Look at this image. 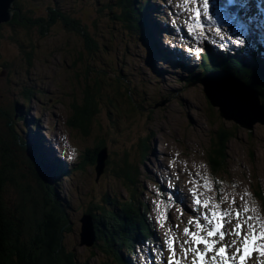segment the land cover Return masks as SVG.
<instances>
[{
  "label": "rangeland",
  "instance_id": "rangeland-1",
  "mask_svg": "<svg viewBox=\"0 0 264 264\" xmlns=\"http://www.w3.org/2000/svg\"><path fill=\"white\" fill-rule=\"evenodd\" d=\"M150 1L155 5L167 2V0ZM97 2L98 6L96 7ZM21 4H24L23 6L26 10H28L26 7L37 8L35 12L38 14L41 13L42 9L45 10L54 5H59L60 8L62 7V9L58 8L59 10L65 11L68 16L74 17V19L83 23L89 22V20L94 23V19L99 18L100 22H102V26L100 24L98 26L99 32L93 31L89 33V36L97 35L96 41L103 49L109 46L113 52L117 50L118 64L124 59V50L129 51V59H126L128 65L126 66V71L128 77H131L130 79L125 77V80L127 79L130 84L135 104H139L136 95L139 97L145 95L147 97L145 112L138 111L139 113L136 115L130 113L128 103H119V106L114 107L111 105V97H108L101 102L100 113L95 114L93 123L88 129V134L84 136L69 125V121L74 114L71 106L73 103L78 104V106L83 104V93H81L75 83L73 86L72 81L68 79L69 77L72 78L70 70L72 69L73 57L70 55L71 50H63L65 48L62 46L68 43L67 49H71L72 45L79 47L76 38H72L69 30L66 31L57 26L52 27V31L47 34L48 36L46 35L47 37L45 36L37 41L40 56L34 60V64L30 68L23 61V54L19 45L13 42V28L10 26L0 27V67L4 68V64L7 66L2 72L4 74H0V106H6L11 101L14 104L19 102V105H22L25 88L28 90L34 89L30 105L27 108L23 107L26 119L35 117L38 120L37 132L48 138V152L50 148L55 150L54 156H59L68 165V173H71L70 169H72V176L63 179L59 183V195L66 199L75 209L72 215L74 226L69 227L68 224L64 227V231H67L65 245L78 255L81 262L103 264L107 261L106 256L93 248L81 245L80 220L87 207L102 204L105 194H108L112 200L119 203L127 200L128 192L124 187L123 180L116 179L108 172L104 171L105 173L98 179L95 172L96 166L86 164L73 173V169L75 167L78 168L82 162L81 155L94 150L97 143H103L106 138L110 141L118 142L116 147L114 144L112 147L116 154L122 156V152L128 151L131 161L139 167L138 191L140 196L138 198L148 202L152 218L157 225L160 214L164 212L172 214L176 210V205L171 202H164L156 197V191L153 190V186L149 182L153 172H159L165 180L166 187L173 194L177 181L175 179L176 171L179 174L180 182L183 184V189L190 187L187 181L195 177L197 173L212 181L204 164L206 162L209 139L220 128L227 127L228 129L224 128V130L229 131L230 125L222 122L218 117L214 118L212 113L209 112L208 103L201 92L203 91L202 86L188 85L187 82L182 81V76L176 77L174 64L163 65L161 61V74H156L151 64H147L143 57H136L139 54L136 53L137 49H135V46L129 44L131 39L125 41L126 38L124 36L122 37L121 34L113 30V21L111 17H107L111 11L100 12V4L102 6L107 4L105 0H21ZM155 28L154 26V48L158 47L157 44L162 45L165 43L170 49L174 47L178 53L179 51L188 52L180 42L173 41L171 37H167L164 43H161L159 36L155 39ZM89 29H93V26L90 25ZM137 37H134V39L136 40ZM60 43H62V51L55 52V48L60 47ZM104 52L105 59H108L106 65L109 66L112 64L110 62L112 52H108L105 49ZM140 55H143L142 51H140ZM189 55L191 54L189 53ZM150 56L148 57L149 62L151 58H154L153 54H150ZM168 58L173 57L169 55ZM173 62L176 63L175 60ZM158 67L160 68V62ZM141 72H143L144 76ZM157 72H160V70ZM179 72L182 73L181 70ZM147 74L148 76L151 75L149 78L152 79H149ZM179 85L185 87L183 94L177 90L180 89ZM75 86L78 89L74 90ZM40 91L44 95L43 98L37 94ZM176 93H178V97H175ZM122 99L120 98L119 101ZM194 99L197 103L193 105ZM163 102H165L164 106L155 108L156 103ZM147 115L150 116V121H147ZM190 118L192 122H190ZM19 122L23 121H17V123L14 121L16 130H18L20 125H23ZM23 123H25V120ZM115 123H119L125 129V132L124 129H121L118 134ZM256 129L257 126L254 131ZM25 130L29 131L26 127ZM2 132L6 137L8 136L7 127H4ZM237 132V136L229 143L230 147L229 145L227 147L228 176L226 178L230 181L228 185L223 186V191L230 192L231 196H235L237 204L241 208L243 204L240 201V197L244 196L245 201L250 206L257 207L259 210L261 209V212H264L262 204L252 202L253 187L260 186L264 194V144H258V139L264 137V133L260 136L254 135L252 137L247 130L238 129ZM193 133L196 135L193 136ZM192 136L196 138L194 146H190L186 142V137ZM144 140L148 143V151L143 157H139L138 145ZM252 145L256 146L254 148L255 155L251 159L248 155V150L251 149ZM29 149L33 152L31 148ZM73 154H75L74 158ZM119 158L116 160H119ZM258 161L260 162L259 165ZM200 183L203 184V181H200ZM212 187H215L214 184H212ZM183 189L180 188V190ZM198 191L203 192V187ZM186 195L192 200L189 190ZM202 198L204 199L205 197L202 196ZM189 207L194 208L195 206L189 204ZM262 213L257 211L254 214H259L264 218V213ZM181 215L182 213L176 212L169 219L168 222H171L170 224L164 222L161 224L162 227H159L160 229L162 228L165 237L167 235L169 239L176 238L178 250L180 249V241L177 237L179 234L178 227L193 218L191 215H186L184 220H182ZM154 246L152 245V247ZM147 248H149V245L143 248L141 246L138 247L139 253H137V258L135 259L137 264L142 260ZM250 260L252 264L257 262V264H263L264 258L260 257L257 261L253 254ZM145 263L144 260L143 264ZM209 264H211V261H209Z\"/></svg>",
  "mask_w": 264,
  "mask_h": 264
},
{
  "label": "trees",
  "instance_id": "trees-1",
  "mask_svg": "<svg viewBox=\"0 0 264 264\" xmlns=\"http://www.w3.org/2000/svg\"><path fill=\"white\" fill-rule=\"evenodd\" d=\"M105 1L107 4H100L99 10L111 11L107 17H111L113 21V30L124 36L125 41L134 35L143 40L150 52L158 48L150 46L149 43L151 37L153 38V32L146 23V6L149 0ZM23 5L21 0H18L14 4L12 20L0 27L13 28V42L19 45L23 61L28 67L31 68L34 60L40 56L37 41L50 34L52 27L69 30L72 38H76L78 42L79 47L72 45L71 49H67L68 43H60V47L54 50L62 51L61 45L65 48L63 50H71L72 78L68 79L83 93V104L78 106L73 103L71 106L74 114L69 125L72 129L87 136L95 114L100 113L101 102L108 97H111V105L114 107L119 106V103H128L131 114L145 112L147 97L136 95L139 104H135L127 81L131 77H128L126 71L129 51L124 50V59L118 61V64L117 50L113 52L109 46H103L106 51L112 52L111 57L115 61L111 59L112 64L107 66L108 59H105L104 49L96 41L98 36H89L93 31L99 32V24L102 26L99 18H95L94 23L90 20L83 23L59 10V5L42 9L40 14L35 12L37 8L26 7V10ZM90 25L93 29H89ZM251 55V58L231 59V55L227 54L220 55V58L214 56L213 60L206 57L207 63L203 65V69L205 72L210 69L234 71L259 93L260 100L264 103V51L259 49ZM4 68H7L6 64ZM76 86L74 90L78 89ZM30 90L25 88L22 105L11 101L6 106H0V264H86L65 245L67 231H64V227L68 224L69 227L74 226L72 215L75 209L59 195L63 169L58 163L50 162L46 153L40 151L45 141L44 136L41 135L40 140L34 143L30 138V131L25 130V127L29 128L28 123L36 128L38 122L34 119L27 121L23 111V107L30 105L34 89ZM37 94L41 98L44 96L42 91ZM120 98L123 99L119 101ZM147 117V121H150V116ZM14 121H23L19 122L23 125L16 130ZM4 127L8 129L7 137L2 132ZM115 128L118 134L124 129L119 123H115ZM233 137L235 136L232 132L224 129H220L211 137L206 160L211 172L218 178L217 188L228 183L226 148ZM28 143L31 144L33 152L30 151ZM113 144L116 147L118 142L107 138L103 143L98 142L94 150L81 155L82 162L78 168L73 169V173L86 164L96 166L98 153L103 149L108 151L105 172L123 180L128 198L118 203L105 194L102 204L90 205L84 210L83 215L92 217L96 233L95 243L90 248L106 256L107 261L103 264H132L130 255L133 254L139 239L151 240L153 237L151 223L146 201L138 198V166L131 161L128 151L122 152V156L116 154L112 148ZM147 149L148 143L141 141L138 145L139 154L144 156ZM118 158L119 160H116ZM71 173L66 172L65 178H69ZM252 190L254 198L264 209L262 190L259 186L253 187Z\"/></svg>",
  "mask_w": 264,
  "mask_h": 264
},
{
  "label": "snow or ice",
  "instance_id": "snow-or-ice-1",
  "mask_svg": "<svg viewBox=\"0 0 264 264\" xmlns=\"http://www.w3.org/2000/svg\"><path fill=\"white\" fill-rule=\"evenodd\" d=\"M235 3L236 0H225L223 10L227 11ZM183 7L185 12L190 14L189 18L194 25L202 28V15L211 21V16L208 15L209 0H183ZM217 11L219 13L221 9L218 8ZM193 30L190 26L189 32ZM236 43L243 44L244 41L238 37ZM200 181H203V184ZM188 182L193 185L189 191L195 206L191 209L194 215L188 221L189 227L183 230L188 239L179 243L182 256L177 253L175 239L166 241L171 253L167 264H183L190 254L191 264H209V261L211 264H248L254 253L264 258V218L254 214L257 209L250 206L244 196L240 197L243 204L241 208L235 196H225L222 187L213 188V181L205 179L199 173ZM201 187L204 192L198 191ZM202 196L205 198L201 199ZM225 203H228L229 207H223ZM201 220L204 223H201ZM193 223L195 230H191ZM226 237L229 239L226 240Z\"/></svg>",
  "mask_w": 264,
  "mask_h": 264
},
{
  "label": "water",
  "instance_id": "water-1",
  "mask_svg": "<svg viewBox=\"0 0 264 264\" xmlns=\"http://www.w3.org/2000/svg\"><path fill=\"white\" fill-rule=\"evenodd\" d=\"M17 1L18 0H0V25L6 24L12 20L13 13L15 12L14 4ZM3 70L4 69L0 67V74ZM225 75L226 76L223 77H216L217 75L213 74L205 78H200L194 83V85L200 84L203 87V91L201 92L208 103L209 112L212 113L214 118L218 117L222 122L226 124L229 123V132H232L235 137L237 136L238 129L249 131L252 137L257 135V132L263 134L264 106L260 103L259 94L252 86L245 84L240 78L228 74ZM164 105L165 102L159 103L155 108ZM256 126L257 129L254 131ZM224 128L228 129L227 127L220 129ZM258 141L259 145L264 144V137L259 138ZM255 146L252 145L251 149L248 150V155L251 159L255 155ZM107 159V150H101L97 155V166L95 170L97 178L104 174ZM259 164L260 162L258 161V165ZM259 188L262 189L260 186ZM80 222L81 245L92 247L96 240L93 219L89 215H84Z\"/></svg>",
  "mask_w": 264,
  "mask_h": 264
},
{
  "label": "bare ground",
  "instance_id": "bare-ground-1",
  "mask_svg": "<svg viewBox=\"0 0 264 264\" xmlns=\"http://www.w3.org/2000/svg\"><path fill=\"white\" fill-rule=\"evenodd\" d=\"M162 1V0H161ZM166 3V2H165ZM155 34H156V36H155V39H157V37L159 36V37H161V31L160 30H158L157 28H155ZM157 46H158V48L157 49H155L154 51H157V50H159V49H161V45L160 44H157ZM250 46H252V44L250 45ZM208 50H210V49H208ZM150 54H153V52L151 51V53ZM161 72V71H160ZM160 72H157V74H160ZM163 73V72H162ZM161 90V89H160ZM180 93H182L183 94V90H182V88L180 87V89H177ZM198 100V99H197ZM195 103H197L196 102V100L194 99V101H193V105L195 104ZM260 103H261V105H263L264 106V103L260 100ZM242 134H243V132H242ZM194 135H196L195 133H193V136ZM261 134H260V132H257V136H260ZM193 136L192 137H186V139H187V141L186 142H188L187 144H190V146H194L195 144H194V142H195V139L196 138H193ZM30 147H32L31 146V144H29V148ZM155 152V151H154ZM209 152V151H208ZM157 154H159V152H157ZM210 154V153H209ZM212 156V155H211ZM67 173H68V171H67ZM185 186H186V184H185ZM184 190V189H183ZM180 196L182 197V198H184L186 201H189L190 200V198H189V196H187L186 194H184V193H180ZM180 197V199L179 200H183L182 198ZM147 245H156V243L157 242H149V241H146L145 242ZM158 244H159V242H158ZM157 247H158V245H157Z\"/></svg>",
  "mask_w": 264,
  "mask_h": 264
},
{
  "label": "clouds",
  "instance_id": "clouds-1",
  "mask_svg": "<svg viewBox=\"0 0 264 264\" xmlns=\"http://www.w3.org/2000/svg\"><path fill=\"white\" fill-rule=\"evenodd\" d=\"M25 115H26V113H25ZM30 119H34V120H36V121H38L35 117L33 118V117H31ZM30 119H27V121H29ZM37 124H36V126L38 127V122H36ZM28 125H29V131H30V138H31V140L35 143V142H37V140L39 141L40 140V138H41V135H43L42 133H38L37 132V127L36 128H34L33 127V125H31V124H29L28 123ZM45 138V142H47V143H49V141L47 140V137H44ZM42 149H40V151H41Z\"/></svg>",
  "mask_w": 264,
  "mask_h": 264
}]
</instances>
